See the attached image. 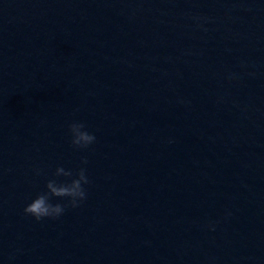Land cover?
<instances>
[{
    "label": "water",
    "instance_id": "water-1",
    "mask_svg": "<svg viewBox=\"0 0 264 264\" xmlns=\"http://www.w3.org/2000/svg\"><path fill=\"white\" fill-rule=\"evenodd\" d=\"M0 264H264V0H0Z\"/></svg>",
    "mask_w": 264,
    "mask_h": 264
},
{
    "label": "clouds",
    "instance_id": "clouds-1",
    "mask_svg": "<svg viewBox=\"0 0 264 264\" xmlns=\"http://www.w3.org/2000/svg\"><path fill=\"white\" fill-rule=\"evenodd\" d=\"M252 75H254V73ZM68 127L71 134V143L74 147L78 149H87L96 141L95 135L86 130V125L83 122L74 121L70 123ZM82 163L87 164V159H83ZM86 171L85 168H80L77 172H73L70 169L66 170L64 167H57L55 176H63L69 178V180L58 183L55 179H49L46 183L47 191L38 194L37 197L25 207L24 213L40 221L44 218H59L64 214L67 206L73 208L79 207L80 203L87 198L84 185L90 183ZM37 174H40L39 170ZM53 197L67 198L68 204H53L51 202ZM211 227L212 230H215L214 226Z\"/></svg>",
    "mask_w": 264,
    "mask_h": 264
}]
</instances>
